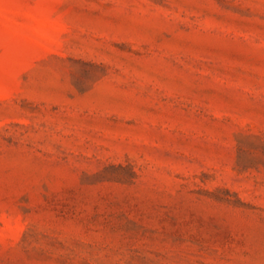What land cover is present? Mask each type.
<instances>
[{
  "label": "rangeland",
  "instance_id": "374dc122",
  "mask_svg": "<svg viewBox=\"0 0 264 264\" xmlns=\"http://www.w3.org/2000/svg\"><path fill=\"white\" fill-rule=\"evenodd\" d=\"M0 264H264V0H0Z\"/></svg>",
  "mask_w": 264,
  "mask_h": 264
}]
</instances>
